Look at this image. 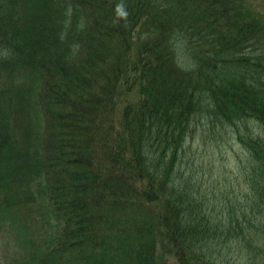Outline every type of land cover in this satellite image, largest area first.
I'll return each instance as SVG.
<instances>
[{
  "label": "trees",
  "instance_id": "trees-1",
  "mask_svg": "<svg viewBox=\"0 0 264 264\" xmlns=\"http://www.w3.org/2000/svg\"><path fill=\"white\" fill-rule=\"evenodd\" d=\"M263 1L0 0L4 264H264ZM217 128L222 195L185 160Z\"/></svg>",
  "mask_w": 264,
  "mask_h": 264
},
{
  "label": "rangeland",
  "instance_id": "rangeland-1",
  "mask_svg": "<svg viewBox=\"0 0 264 264\" xmlns=\"http://www.w3.org/2000/svg\"><path fill=\"white\" fill-rule=\"evenodd\" d=\"M259 6L262 8L261 11H263L264 1ZM259 16L263 19L262 22L264 23V12H261ZM231 131L228 130L226 132L223 129L217 128L215 135L211 130L205 129L191 143L185 155V160L196 165L197 171L193 179H203L206 185H211L218 178V190L221 191V195L232 193L233 189L236 190L244 185L242 171L246 166L243 165L242 158L246 154L240 143L233 137ZM181 167L183 169L186 168L184 164ZM183 173L187 176L188 168ZM8 238V235L0 229V264H4L6 261L5 244ZM229 256H237L230 261V264H240L243 260L238 252H232ZM244 258L248 259L245 254Z\"/></svg>",
  "mask_w": 264,
  "mask_h": 264
}]
</instances>
